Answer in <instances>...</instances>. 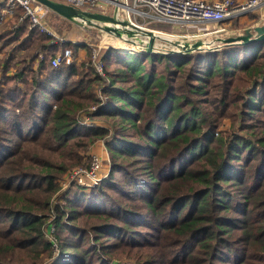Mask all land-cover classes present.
Listing matches in <instances>:
<instances>
[{"label":"trees","instance_id":"obj_1","mask_svg":"<svg viewBox=\"0 0 264 264\" xmlns=\"http://www.w3.org/2000/svg\"><path fill=\"white\" fill-rule=\"evenodd\" d=\"M23 16L0 30V264H42L53 213L59 264H264V41L174 57L102 50L101 76L91 46ZM65 50L73 62L54 67ZM92 106L108 127L77 120ZM102 142L108 178L90 192L67 182Z\"/></svg>","mask_w":264,"mask_h":264},{"label":"rangeland","instance_id":"obj_2","mask_svg":"<svg viewBox=\"0 0 264 264\" xmlns=\"http://www.w3.org/2000/svg\"><path fill=\"white\" fill-rule=\"evenodd\" d=\"M120 3H123V0H117ZM124 4H122L123 6ZM130 8H133V3L131 1H129V5ZM264 5H262L261 7H258L255 10H252L250 12H248L247 14L241 16V17H237L234 19H231L230 21H227L225 23H203L200 25H195V26H186V25H172V24H166V23H156V24H151L149 23L147 20H145L144 18L136 15L133 12H130L129 14L126 13V9L123 7H118L119 9V13H118V18L123 20V21H134L135 23H137L138 25L142 26L145 29L148 30H153L156 31L157 33H159L160 35L167 37V38H171L172 40L176 39V38H184V37H188V36H192V35H196L198 38L200 35V39H203L205 41H214L216 38H227V37H231V36H236L239 34H242L243 31H245L246 29L249 28H253L256 26H264V18H262V15L264 14V12H262V7ZM43 7V6H42ZM116 11V5L114 4V0H112V4H110L109 6H107V8L105 9L106 13L105 14H109V15H113ZM50 10H48L47 8L43 7L42 8V13L44 15V19L47 22V24L51 27V29L62 39V40H68L70 38H73V40H75L76 42H78V45H88L92 47V55L94 53V55H96V62H99V59H102L101 56V51L102 50H114L119 54L122 55H134V56H142L143 54H147L144 52L143 48L144 45H146V38H141L142 42L139 41L138 37L137 38H130L126 35H122L121 37H117L114 34L111 33H107L103 30H101L100 28L97 27H92V28H88V26H78L76 27L74 24L69 23L67 20H60L58 18H54L52 15V13L54 12H48ZM49 13V14H47ZM52 14V15H51ZM264 16V15H263ZM237 19L238 22L240 23V25L243 27L233 30L231 28L232 23H234V20ZM260 22V23H259ZM257 23H259L258 25H256ZM160 24H165V25H161ZM228 24V25H227ZM159 25V26H158ZM3 26L0 27V30L2 29ZM223 28L224 31H218V29ZM129 31H133V29L131 27L127 28ZM145 39V40H144ZM132 42V43H131ZM145 43V44H144ZM218 44H215V47H217ZM155 48L158 52L164 53L167 52L169 50H171L173 47L171 46V44H168L166 42H161V41H157L155 44ZM87 52V49H86ZM4 52H2L0 54V59L3 57ZM17 55H22L21 52H18ZM88 55V53H87ZM87 55H86V60L84 59V61H86V65H88V59H87ZM93 58V57H92ZM18 59V58H17ZM94 60V59H93ZM73 62V60H72ZM67 64V63H66ZM70 64V63H69ZM95 67V66H94ZM101 76H104V68H103V73L100 74ZM97 94L102 98V102L106 101V98L101 94L102 93V87H97L96 89ZM96 108L94 106L83 110L80 114H78V118L77 120L80 121L82 123V126H96V125H100V126H105L108 127L107 123L105 122V120L102 119H94L93 115V111ZM230 128V124H226L222 129L226 130ZM89 156L92 159V157L96 156L99 158L100 160V168L98 169L99 175L102 176L103 178H108L110 170H111V165H112V156L110 155V153L108 152L105 144L102 143H97L95 146H93L91 148V150L89 151ZM87 170V168H85L84 166H79L74 168L73 170H71L70 172L72 173L73 171H85ZM85 177L80 178L81 185L85 184ZM65 186V183H64ZM91 187H96V186H91L90 184V188ZM68 188V186H65V188H61L57 194L55 195V197H53L52 203L53 205H57V203H63L64 201L59 200L58 196L60 195L65 196L66 192L64 190H66ZM84 188V187H82ZM81 188V189H82ZM87 189L84 188L82 190H85L87 192H90L92 189ZM55 218V213L52 214L51 218L49 221H52ZM45 239L47 240V243L49 245V255L47 256V258L45 259V261L42 264H59L60 262V258H61V247L58 243V236L57 234H52V235H45ZM53 240L55 241L56 246H52L50 245V241ZM112 243V242H110ZM122 249H119L118 251L120 252ZM113 264H134L133 260H128L127 258H123V259H116L114 262L113 259Z\"/></svg>","mask_w":264,"mask_h":264},{"label":"built area","instance_id":"obj_3","mask_svg":"<svg viewBox=\"0 0 264 264\" xmlns=\"http://www.w3.org/2000/svg\"><path fill=\"white\" fill-rule=\"evenodd\" d=\"M66 4L73 5L79 9L88 10L92 12L106 13L107 6L112 4V0H61ZM129 1L133 3V8H130ZM116 8L123 7L126 9V13L133 12L136 15L144 18L151 24L166 23L172 25H186L195 26L207 22L212 23H225L231 19L241 17L248 12L257 9L264 5V0H218L215 2H207L204 0H123L120 3L114 0ZM122 4H124L122 6ZM0 27L3 26L14 14L16 8H21L24 11L23 18H28L30 21V29H36L39 32L53 37L56 41L62 40L47 24L43 17L42 6L34 0H0ZM119 13V9H118ZM21 18V20L23 19ZM129 22L135 26L141 27L134 21ZM17 25H15L16 27ZM218 31H224L223 28ZM156 32V31H155ZM157 33V32H156ZM188 36L190 40L200 39V35ZM78 45V42H76ZM145 44V43H144ZM146 48V45H144ZM145 48H143L145 52ZM43 56H40L42 59ZM94 66L96 70L103 73V63L101 60L96 62V55L93 53ZM73 60L72 52L65 50L62 54L55 56L52 59V65L54 67L60 66L62 63H71ZM100 160L98 157H92V163L90 168L85 171H73L67 177L68 181H77V183L89 189L91 186H97L103 180V177L99 175L98 169L100 168ZM85 177V184L81 185L80 178ZM65 186H68L65 183ZM64 186V188H65ZM94 188V187H91ZM90 188V189H91ZM54 220V219H53ZM51 221V227L47 230L46 235H52L56 229ZM56 244L51 240L50 245ZM56 246V245H54Z\"/></svg>","mask_w":264,"mask_h":264},{"label":"water","instance_id":"obj_4","mask_svg":"<svg viewBox=\"0 0 264 264\" xmlns=\"http://www.w3.org/2000/svg\"><path fill=\"white\" fill-rule=\"evenodd\" d=\"M39 5L47 8L50 11L58 14L64 19L79 24L81 26L90 25L92 27L100 28L101 30L121 37L126 35L130 38H146L145 53L147 54H161L167 56H182L191 55L194 53H212L224 47L251 45L264 41V26H256L246 29L242 34L231 36L227 38H216L214 41H205L203 39L190 40L187 37L176 38L173 41H165L173 47L171 50L161 53L155 48L157 41H163L155 31L141 28L131 24L129 21H123L118 18V8L113 15L104 14L100 12H92L88 10L79 9L73 5L56 0H34ZM131 27L133 31L127 28ZM145 40V39H144ZM132 43V42H131ZM215 44H218L215 47Z\"/></svg>","mask_w":264,"mask_h":264},{"label":"crops","instance_id":"obj_5","mask_svg":"<svg viewBox=\"0 0 264 264\" xmlns=\"http://www.w3.org/2000/svg\"><path fill=\"white\" fill-rule=\"evenodd\" d=\"M204 1H207V2H215V1H218V0H204ZM115 11V10H114ZM262 12H264V6L262 7V10H261ZM48 12H53V11H48ZM47 14H49V13H47ZM52 14H54V15H52ZM51 15L54 17V18H58V19H60V20H66V19H64L63 17H61V16H59L58 14H56V13H52ZM264 15V14H263ZM262 15V18L261 19H263L264 18V16ZM43 17H44V15H43ZM68 21V20H67ZM69 23H71V24H74L76 27H78V26H80V27H82L81 25H79V24H75V23H73V22H70V21H68ZM207 23H209V22H207ZM260 23V22H259ZM259 23H257L256 25H258ZM205 24V23H204ZM218 24V23H217ZM228 25V24H227ZM79 28V27H78ZM83 28V27H82ZM88 28H91L90 26H88ZM244 32V31H243ZM66 41H72V42H74V43H76V41L75 40H73V38H70V39H68V40H66ZM86 45V44H85ZM19 52H21V51H19ZM18 53V52H17ZM22 54H23V52H21ZM1 54V53H0ZM86 55H87V52H86V48L85 47H79V56H78V61H81V60H84L85 58H86Z\"/></svg>","mask_w":264,"mask_h":264},{"label":"bare ground","instance_id":"obj_6","mask_svg":"<svg viewBox=\"0 0 264 264\" xmlns=\"http://www.w3.org/2000/svg\"><path fill=\"white\" fill-rule=\"evenodd\" d=\"M158 35H160L159 33H157ZM160 37H161V39L163 40V41H161V42H165V41H173L171 38H167V37H164V36H162V35H160ZM142 42V41H141Z\"/></svg>","mask_w":264,"mask_h":264}]
</instances>
